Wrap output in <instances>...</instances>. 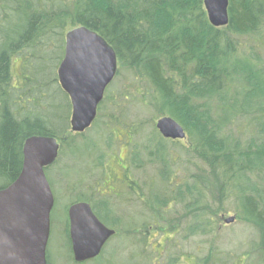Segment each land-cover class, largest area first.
<instances>
[{"label": "trees", "instance_id": "1", "mask_svg": "<svg viewBox=\"0 0 264 264\" xmlns=\"http://www.w3.org/2000/svg\"><path fill=\"white\" fill-rule=\"evenodd\" d=\"M229 19L226 27L212 26L204 0H0V189L19 177L30 137L57 139L59 156L86 140L71 132V101L55 72L67 33L85 27L119 63L94 123L103 137L92 172H101L73 203L91 204L98 219L103 209L116 234L85 264H118L106 251L112 243L124 244L131 264H178L192 242L206 244L201 264H264V0H229ZM16 57L26 62L21 85L12 72ZM123 80L138 88L150 121L127 118L131 106L118 100L132 95ZM52 109L62 115L49 118ZM165 116L184 128L188 145L160 135L154 120ZM119 130L127 132L119 142L129 156L122 182L107 192L106 164ZM229 213L258 234V251L215 243ZM150 231L165 243L154 248Z\"/></svg>", "mask_w": 264, "mask_h": 264}, {"label": "water", "instance_id": "2", "mask_svg": "<svg viewBox=\"0 0 264 264\" xmlns=\"http://www.w3.org/2000/svg\"><path fill=\"white\" fill-rule=\"evenodd\" d=\"M204 7L212 26H228L229 0H204ZM118 66L114 49L98 33L85 27L67 33L57 75L71 101L73 133L83 134L93 125ZM156 128L167 140L187 138L184 128L168 116L158 119ZM59 151L60 144L55 138L33 136L25 141L19 177L0 189V264H48L55 199L45 170L56 162ZM68 220L72 254L77 264L100 257L116 234L85 202L70 206ZM235 220L231 217L225 223L230 225Z\"/></svg>", "mask_w": 264, "mask_h": 264}, {"label": "rangeland", "instance_id": "3", "mask_svg": "<svg viewBox=\"0 0 264 264\" xmlns=\"http://www.w3.org/2000/svg\"><path fill=\"white\" fill-rule=\"evenodd\" d=\"M17 20L13 18L11 21H9L6 24V30L11 28L12 25L16 24ZM7 31H2L4 33ZM0 36H5L0 34ZM65 48V47H64ZM55 53L51 52V56H53ZM62 62V61H61ZM25 60L21 59V57H16L13 59L12 62V72L15 77L14 83L17 85H21L22 83V76L25 72H27V68L25 67ZM60 66V64H59ZM59 68V67H58ZM56 75L58 73V69H56ZM124 85L123 87L126 89H129V95H132L129 101L125 100H118L120 103L122 102V105H130L131 108L129 109L127 118L131 121L134 119H140L145 118L148 121L152 119L154 116L153 113H150V110L145 109V107L141 104V100H138L137 97V89L135 87H132L129 85L128 80H123ZM121 83V82H120ZM111 86V85H110ZM113 86V85H112ZM116 86H119L118 84ZM114 91L115 89H110ZM108 91V90H107ZM60 99V97H59ZM128 111V110H127ZM62 112V111H61ZM45 114V113H44ZM58 114L62 115V113L59 112L57 109H52L47 112V115L49 118H55ZM127 115V112H126ZM120 116V115H119ZM130 117V118H129ZM126 118V120H127ZM133 118V119H132ZM98 119V117H97ZM96 119V120H97ZM121 119V116L120 118ZM56 120V119H55ZM127 120V121H129ZM158 119L154 120L155 126ZM96 122V121H95ZM94 122V123H95ZM59 124V123H58ZM58 129L61 128L60 125L57 127ZM72 132V131H71ZM119 137L115 141V152L113 153L112 157L110 156L107 159V172L109 173L112 171V173H109V176L106 180L105 187L103 188L104 191L107 190L109 192V189L113 187L115 183L122 182V178L124 177V171L121 168H125V161L124 159H128L129 154V148L125 147L123 144L127 140L123 137H127V132L125 131H118L117 134ZM83 136H87L86 140L81 141L79 140L76 142V149L67 151L64 155H60L58 159V163L56 165L48 168L45 173L47 180L51 186L52 193L54 195L55 204L54 208L51 214V220H52V227H51V234H50V240L48 244L47 254L49 255V262L50 264H74V260L71 258V248L69 244V236H68V209L70 206L76 202V199L81 195L79 188L86 193L90 185H86L88 182L92 181L93 183H96L94 181H98V175L99 171L92 172V168L94 165V158L96 150L94 149L95 146L99 147V143L101 142V139L103 137V129L100 124H97L96 126L93 124L92 127L85 133ZM123 138V139H122ZM125 141V142H119ZM156 141L158 143V139L156 138ZM185 145H188V143L183 142ZM122 144V145H121ZM101 146V145H100ZM116 154H118L116 156ZM116 174V175H115ZM76 187L77 189H74ZM75 190L77 192H75ZM93 208V206H92ZM131 211L132 207L128 206L125 207L124 210ZM93 210L96 211L94 208ZM100 212L99 219L104 224L103 216L104 211L103 209L98 210ZM234 217L236 220L234 223L228 225L225 223V220L228 218ZM222 222L220 224V229L218 231L219 236L216 238L215 243L223 249H243L244 252L246 249L252 250V248H257L256 245H254V241H258V234L254 232L252 228H250L247 224L243 223L242 220H240L239 216L235 213H229L226 215L221 216ZM109 226V225H106ZM143 234L145 231H139ZM151 245L155 248L158 243H165V235H161L159 232L150 231L149 232V238ZM245 243V245H244ZM253 244V245H252ZM248 246V247H247ZM206 244H203V247H196V244L194 242L190 244H186L184 248H182L185 252V257H183L178 264H201L199 257H204L207 254V250L205 249ZM126 248L123 245L120 247L116 244H109L108 247H106V251L109 254V256L113 258H117L118 264H131L127 259V253L125 251H121V249ZM257 250V249H256ZM258 251V250H257ZM165 253H163L161 256H163ZM198 255V256H197ZM258 256L257 253H254L255 256ZM95 264V263H91ZM254 264H260L257 260H255Z\"/></svg>", "mask_w": 264, "mask_h": 264}]
</instances>
